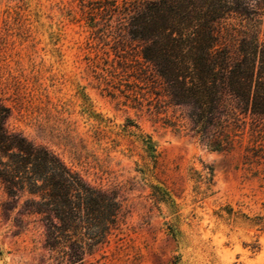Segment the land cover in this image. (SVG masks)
Masks as SVG:
<instances>
[{
    "label": "rangeland",
    "instance_id": "rangeland-1",
    "mask_svg": "<svg viewBox=\"0 0 264 264\" xmlns=\"http://www.w3.org/2000/svg\"><path fill=\"white\" fill-rule=\"evenodd\" d=\"M238 1L264 39V0ZM123 13L114 0H0L9 128L113 190L121 206L117 229L82 264H264V153L245 157L247 137L229 152L193 137L126 35ZM140 134L156 147L148 170ZM22 204L0 183V264H58Z\"/></svg>",
    "mask_w": 264,
    "mask_h": 264
},
{
    "label": "trees",
    "instance_id": "trees-1",
    "mask_svg": "<svg viewBox=\"0 0 264 264\" xmlns=\"http://www.w3.org/2000/svg\"><path fill=\"white\" fill-rule=\"evenodd\" d=\"M114 2L125 6L126 35L139 43L140 57L158 78L169 104L185 110L192 136L219 152L233 150L247 137L245 157L261 159L264 39L259 24L253 23L255 12L238 0ZM230 19L238 25L228 23ZM83 113L105 123L89 105ZM10 116L0 102L4 192L11 200L23 199V212L39 218L50 258L58 264H82L117 229V195L89 184L51 149L10 129ZM139 137L143 168L148 170L156 147L149 136Z\"/></svg>",
    "mask_w": 264,
    "mask_h": 264
}]
</instances>
